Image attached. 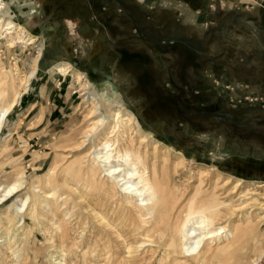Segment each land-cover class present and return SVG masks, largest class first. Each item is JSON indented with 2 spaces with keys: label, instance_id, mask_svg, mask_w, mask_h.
<instances>
[{
  "label": "rangeland",
  "instance_id": "374dc122",
  "mask_svg": "<svg viewBox=\"0 0 264 264\" xmlns=\"http://www.w3.org/2000/svg\"><path fill=\"white\" fill-rule=\"evenodd\" d=\"M0 1L11 13L5 17L37 39L31 45L15 44L9 49L5 39L0 38V68H10L15 63L19 74H26L37 47L41 48L35 76L26 92L38 89L46 80H59L61 74L56 66L69 63L90 84H111L120 95L121 107L135 115L147 135L183 153L193 165L217 169L234 181L240 179L241 186L264 183V143L259 137H264V108L260 107L264 104V0ZM56 2L64 3L67 9L62 16L53 18ZM30 16L43 27L39 33L24 25H31ZM70 23L76 27L74 37L67 27ZM196 28L213 29L206 39L210 40L213 34L218 40H213L207 64L197 70V75L188 76L190 89L198 90L201 102L214 104L224 115L212 118L208 129L201 133H178L173 126L170 132L176 138L171 144L164 139L157 121L151 119L144 96L135 88L132 76L119 65L113 48L127 44L130 50L148 52L146 46L183 38L184 33L191 35ZM185 39L192 44V39ZM66 78L65 90L73 94L70 103L65 104L63 118L55 120L53 113L42 118L41 111L30 110L21 102L25 92L1 130L0 199L6 185L14 180L15 170L25 169L27 177L24 186L0 201V264H159L163 250L149 242L138 251L137 259L123 261L125 244L144 241V237L123 227L119 222L124 217L113 222L117 213L108 210L109 204L104 199L98 201L97 192L86 190L81 179L76 181L63 172L65 166L87 152V147L67 146L69 136L82 127L86 103L82 102L84 91H78L79 86L71 77ZM245 96L263 100L249 102L242 99ZM116 106L111 105L110 109ZM55 166L51 175L49 171ZM61 180L74 186L77 196L58 186ZM37 189L47 192L48 204H38L40 217L33 221L27 216L28 207L26 211L18 207L26 196L31 206ZM88 204L113 222L119 236L89 214ZM256 212L263 215L264 209L251 211L253 223ZM52 221L62 229L53 232ZM235 222L236 217L231 224ZM257 226L260 247L264 248V221ZM252 243L251 238L244 236L237 244L244 255L242 264H252L263 249H255ZM257 263L264 264V254Z\"/></svg>",
  "mask_w": 264,
  "mask_h": 264
},
{
  "label": "bare ground",
  "instance_id": "6f19581e",
  "mask_svg": "<svg viewBox=\"0 0 264 264\" xmlns=\"http://www.w3.org/2000/svg\"><path fill=\"white\" fill-rule=\"evenodd\" d=\"M0 14V38L5 39L4 44L9 49L15 44L25 47L37 40L21 25L5 17H10L11 13L2 1ZM67 27L74 37L75 25L70 23ZM40 52L41 48L37 47L32 67L26 74H19L15 63L10 68H0V133L9 113L35 76ZM56 70L62 77L74 80L78 91H84L82 102L86 103L82 127L69 136L67 146L87 147V152L65 166L63 172L76 181L81 179L86 190L94 189L97 200L104 199L109 204L108 210L117 213L113 222L124 217L119 223L144 237V241L125 244L123 261L137 259L138 251L148 242L163 250L159 264H242L244 255L237 244L244 236L252 239L255 249L263 248L257 225L264 221V214L259 216L256 212L253 223L251 211L264 209V183L241 186L240 179L234 181L217 169L193 165L183 153L147 135L135 115L121 107L120 95L111 84H90L69 63L57 65ZM114 104L117 106L110 109ZM55 168L50 169V174ZM13 175L15 178L6 185L0 201L24 186L25 169L15 170ZM58 186L68 190V194H77L66 180L58 182ZM46 193L37 189L32 205L29 206V196H26L20 200L18 209L26 211L28 207L27 216L36 221L40 217L38 204H48ZM51 197L56 201L54 195ZM101 206L103 203L99 204ZM87 207L98 223L119 236L113 222L90 204ZM235 217L236 222L231 224ZM51 224L53 232L62 229L54 221ZM259 252L252 264H258L264 248Z\"/></svg>",
  "mask_w": 264,
  "mask_h": 264
},
{
  "label": "flooded vegetation",
  "instance_id": "af4514ba",
  "mask_svg": "<svg viewBox=\"0 0 264 264\" xmlns=\"http://www.w3.org/2000/svg\"><path fill=\"white\" fill-rule=\"evenodd\" d=\"M54 7L56 11L53 18L62 16L67 9L62 2H56ZM28 21L31 25L24 24L28 29L35 33L42 31L43 27L35 17L30 16ZM213 31L211 28H196L191 35L184 33L183 38L157 42L154 47L148 45V52L130 50L127 44L113 48L119 65L132 76L135 88L147 102L151 119L157 121L168 143L174 144L176 138L170 132L173 126L178 133L183 130L201 133L208 129L212 118L224 115L214 104L201 102L199 91L195 88L192 91L188 80L189 75H197V70L207 64L213 40H218L217 35L213 34L210 40L206 39L209 32ZM187 37L193 40L192 44L186 41ZM260 107L264 108V104ZM259 137L264 143L262 134Z\"/></svg>",
  "mask_w": 264,
  "mask_h": 264
},
{
  "label": "crops",
  "instance_id": "0c3cea01",
  "mask_svg": "<svg viewBox=\"0 0 264 264\" xmlns=\"http://www.w3.org/2000/svg\"><path fill=\"white\" fill-rule=\"evenodd\" d=\"M65 78L61 76L59 80L54 81L52 79L51 82L46 80L38 89L31 88L21 100L22 104L27 105L31 108L30 110L35 109L38 113L41 111L42 118H48L53 113L55 120L59 121L64 117L65 104L70 103V97L73 94V91L68 93V89L65 90L64 83L66 81L64 80L67 79ZM37 82L35 85H37Z\"/></svg>",
  "mask_w": 264,
  "mask_h": 264
},
{
  "label": "built area",
  "instance_id": "2783aa9c",
  "mask_svg": "<svg viewBox=\"0 0 264 264\" xmlns=\"http://www.w3.org/2000/svg\"><path fill=\"white\" fill-rule=\"evenodd\" d=\"M226 87L229 88V86H226ZM242 99L243 100H247L249 102H255V101H261V100H263L261 97H253V96H245V97H242Z\"/></svg>",
  "mask_w": 264,
  "mask_h": 264
}]
</instances>
